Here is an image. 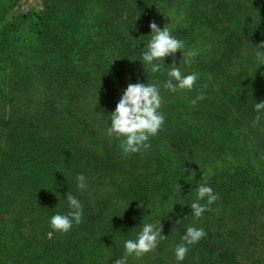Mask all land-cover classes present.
I'll return each mask as SVG.
<instances>
[{
  "label": "rangeland",
  "instance_id": "rangeland-1",
  "mask_svg": "<svg viewBox=\"0 0 264 264\" xmlns=\"http://www.w3.org/2000/svg\"><path fill=\"white\" fill-rule=\"evenodd\" d=\"M134 2L127 0L123 11V0L73 1L74 11L83 10V14L70 22L71 36L66 40H79L78 29L88 23V38L99 40L98 52L109 67L101 83L106 89L103 95L99 83L92 82L78 100H72L69 89L47 87L36 81L28 102L23 91H17L16 99L9 93L13 100L0 101V119L15 121L26 114L40 128L43 140L60 136L62 145L84 153L80 166L87 161L88 172L82 190L84 201H80L83 216L94 232H90L92 239L85 242L84 248L76 246L69 251L77 253L71 256L74 264H114L125 255L124 241L136 238L142 219L155 222L157 227L161 224L165 238L155 250L140 257L129 256L127 264H197L199 259H206L204 253L196 252L195 245H188L192 253L182 262L176 260L175 246L183 243L181 237L189 226L203 228L204 238L214 239L220 250H226L234 260L232 264H264V119L254 123L257 114L253 110L256 101L264 100V65L259 67L255 60L256 47L264 50V0H159L155 4L150 0L143 8L137 0ZM54 8L55 0H0V40L22 44L47 40L43 23L51 21ZM152 21L172 28L173 35L185 42L186 50L199 51L191 65H184L179 50L166 57V63L180 61L177 66L183 72L199 74L191 90L173 93L163 88L168 79L166 70L172 65L165 64L162 73L153 74L137 60L144 50L139 38L150 34ZM138 80L159 83L163 98L160 111L165 120L159 132L149 138L148 150L125 155L120 140L109 137L106 130L122 89ZM53 92L57 98L52 103L54 112H49L45 102ZM5 139L6 128L0 123V148ZM154 140L157 146H153ZM153 148L157 149V159L162 156L167 162L161 171L163 176L171 177V182L165 190L147 189L139 196V188L131 185L129 176L132 172L150 175L156 171L157 163L142 165ZM108 153L115 155L119 164L106 162ZM64 154V160L60 157L61 172L66 169L64 162L68 167L74 163L71 151ZM105 166L110 174L105 176L101 171V176L94 175ZM145 167L151 171H145ZM154 178L150 175L146 185L151 182L153 186ZM1 182L0 201L8 210L2 215L7 221L14 220L19 197L11 200L6 189L8 179ZM204 183L213 188L218 199L210 205L201 201L206 211L197 219L190 205L196 199V186ZM243 187L246 190L242 193L239 189ZM32 202L31 207L21 204V230L29 233L31 241L35 220L43 216L47 230L44 236L41 234L42 241L33 250L30 248L35 257L42 259L53 239L63 244L64 233L50 227L49 218L55 213L51 201L41 206L36 199ZM35 207L40 211L38 215L33 212ZM123 216L125 229L113 223L110 226L111 220ZM173 221L182 225L179 231L174 230ZM217 249L209 264H221ZM53 261L66 264L62 255Z\"/></svg>",
  "mask_w": 264,
  "mask_h": 264
},
{
  "label": "trees",
  "instance_id": "trees-1",
  "mask_svg": "<svg viewBox=\"0 0 264 264\" xmlns=\"http://www.w3.org/2000/svg\"><path fill=\"white\" fill-rule=\"evenodd\" d=\"M74 0H55V13L51 15V21L43 23L46 27L45 36L47 40H32L25 44L15 40H0V101L13 100L9 93H13L16 99L17 91H23L26 95L27 102L31 100V88L35 85L36 81L45 83L47 87H57L60 90L65 88L71 92L69 96L73 99H79V95L84 93V89L89 87L92 82L99 83V91L104 94L105 90L102 88L101 83L105 81L106 77V59L104 60L103 54L99 51V40H91L88 38V23L83 28L78 29V39L66 40L68 36V29L73 27L70 23L74 19L83 14V10L79 13L74 11ZM135 3L134 0H130ZM159 0H151L153 4ZM127 0H123V11L126 9ZM150 0H137L139 7H148ZM85 16H87L85 14ZM86 19V18H85ZM79 25H76V29ZM76 39V40H75ZM95 45V46H94ZM49 98L45 102V109L49 112H54L53 102L57 98V93L49 94ZM77 103V102H76ZM67 112H70L68 110ZM26 114L17 120L0 119L1 125L6 128L5 144L0 148V184L3 179H8L7 192L9 198L19 197V212L14 220L7 221L2 215V212L8 210L3 209L4 203L0 201V264H53L54 258L62 255L66 264H74L75 258H71L76 254V246L85 247V242L90 241V232L93 234L94 229L90 230L89 220L83 216L82 222L75 225L66 233L61 239L63 244L52 240L50 245L46 246V254L42 259H38L33 255L35 244H39L41 234H45L47 224L42 218L35 220L36 227L33 228L32 240L29 239V233L21 230L23 224L22 205L31 207L33 200L36 199L41 204L55 205V213H67L68 205L64 198L67 192L75 195L79 200H83L82 190L77 188L78 174L87 176V161L84 166H80V160L84 157V153L79 154L78 148L64 146L61 144L60 136L51 140V137H45L44 140L40 136V128L32 123L30 117ZM153 146H157L155 140L152 142ZM71 151L70 158L74 161L69 167L64 162V172L59 169L60 157L61 161L65 159V151ZM157 149L153 148L148 156V159L142 163L144 166L157 163L154 175V185H146L150 175L145 173L132 172L129 176L131 185L139 188L136 191L137 195H142L148 190H165L171 182V177L163 176L161 168L167 164L157 159ZM116 156L108 153L106 162L109 164H116ZM154 161V162H153ZM47 165V166H46ZM124 165V164H123ZM46 168L44 169V167ZM145 171L150 170L148 167L144 168ZM108 167L104 169L100 167L95 171L94 175H108L111 172L107 171ZM151 171V170H150ZM101 176V175H100ZM128 180V181H129ZM126 181V179H124ZM101 183V182H99ZM237 186L238 183L235 182ZM21 188L20 192L19 189ZM237 190V189H230ZM242 193L246 187L239 189ZM2 190L0 185V196ZM13 194V196H12ZM21 197V198H20ZM2 198V197H0ZM8 199V198H7ZM21 201V202H20ZM84 201V200H83ZM264 199H262L263 203ZM8 203V202H7ZM8 206V205H7ZM33 211L35 215L40 211L35 207ZM6 220V221H4ZM114 227L119 229L124 228V216L119 219L111 220ZM9 226V228H8ZM170 226V225H169ZM174 230L179 231L182 228L180 223L172 222ZM126 227V226H125ZM125 229V228H124ZM123 229V230H124ZM119 231V230H118ZM125 231V230H124ZM106 234V231L103 232ZM80 238V241H79ZM178 241V240H177ZM178 243V242H176ZM175 243V244H176ZM53 244V245H52ZM92 245V243H91ZM195 245L196 252L204 253L206 259H199L197 264H209L213 251L218 247L214 239L201 238ZM176 248V246H175ZM2 251V253H1ZM217 258L221 264H232L234 260L227 253L226 250L219 248L216 251ZM192 250L188 251L185 260ZM118 255L119 253H115ZM37 261V262H36Z\"/></svg>",
  "mask_w": 264,
  "mask_h": 264
},
{
  "label": "clouds",
  "instance_id": "clouds-1",
  "mask_svg": "<svg viewBox=\"0 0 264 264\" xmlns=\"http://www.w3.org/2000/svg\"><path fill=\"white\" fill-rule=\"evenodd\" d=\"M151 32L149 35H142L139 40L144 42V49L141 58L137 59L142 62L144 70L150 68L151 73H162L165 64L172 65L167 68L166 79L163 88L175 93L180 90H191L199 78L197 72L185 73L181 70L179 63H166V57L176 53L178 50L182 53L184 65H191L193 60L199 55L196 49H187L185 42L173 35V29L164 25L160 27L155 21L150 22ZM142 37H147L142 39ZM261 47H264L262 45ZM181 60V59H180ZM255 60L258 66L264 65V50H255ZM146 72V71H145ZM148 77V76H147ZM148 80V79H147ZM161 87L159 83L139 82L128 83L122 89L118 102L114 110L111 111L107 135L116 137L120 140V148L123 154L128 155L151 147L149 138L155 136L161 129L165 116L160 111L162 104ZM197 99H203L198 96ZM193 104L196 100L192 101ZM256 112L254 123H259L264 119V100L253 105ZM195 173H193V177ZM77 188L84 190L86 188V177L84 174L77 176ZM68 205L67 213L57 212L49 218L50 227L58 232L66 233L73 226L78 225L83 219V205L81 201L73 194L67 192L64 198ZM218 199V194L207 183L196 186V199L191 203L190 208L195 218H200L206 211V205L201 201L206 200L210 205ZM140 231L136 234L135 239L124 241L125 255L114 261V264H127V258L135 255L142 256L157 248L161 240L165 238L162 234L161 224L157 227L155 222L140 223ZM206 236L203 228L189 226L181 237L183 243L176 246L174 250L177 261H183L187 252L188 245L197 243L201 238Z\"/></svg>",
  "mask_w": 264,
  "mask_h": 264
}]
</instances>
